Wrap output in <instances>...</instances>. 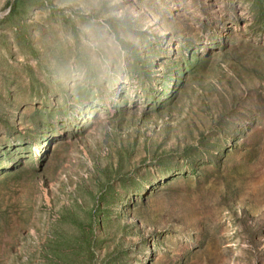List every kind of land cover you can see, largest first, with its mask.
<instances>
[{
  "label": "rangeland",
  "instance_id": "374dc122",
  "mask_svg": "<svg viewBox=\"0 0 264 264\" xmlns=\"http://www.w3.org/2000/svg\"><path fill=\"white\" fill-rule=\"evenodd\" d=\"M0 264H264V0H0Z\"/></svg>",
  "mask_w": 264,
  "mask_h": 264
}]
</instances>
